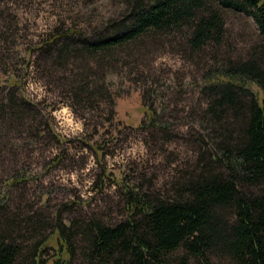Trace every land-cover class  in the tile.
<instances>
[{"label":"trees","instance_id":"trees-1","mask_svg":"<svg viewBox=\"0 0 264 264\" xmlns=\"http://www.w3.org/2000/svg\"><path fill=\"white\" fill-rule=\"evenodd\" d=\"M224 11L245 14L255 25L259 40L245 56L225 43ZM48 37L40 48L47 46L52 61L76 71L69 83L72 102L95 110L107 100L108 122L116 93L106 80H144L147 93L153 89L155 79L142 71L149 47L175 45L182 57L204 60L189 83L197 94L193 107L181 110L193 117L181 125L196 137L195 167L168 195L121 183L126 217L118 224L91 219L78 227L55 216L39 239V221L29 214L17 223L9 192L0 193V264H169L180 251L179 264H264V0H129L124 13L100 18L89 32L59 25ZM15 83L7 81L5 88L13 91ZM7 96L0 104V132L7 110L31 111L26 101L17 104L14 92ZM95 97L101 100L96 106ZM150 98L143 95L140 128L167 141L169 106ZM24 178L12 176L6 187Z\"/></svg>","mask_w":264,"mask_h":264},{"label":"rangeland","instance_id":"rangeland-1","mask_svg":"<svg viewBox=\"0 0 264 264\" xmlns=\"http://www.w3.org/2000/svg\"><path fill=\"white\" fill-rule=\"evenodd\" d=\"M128 2L0 0V104L6 105L8 92H14L17 104L23 100L31 105L30 112L9 109L5 115L6 126L0 132V193L9 192V212L17 223L29 214L39 221L36 239L49 233L55 216L78 227L91 219L118 224L126 217L121 183L168 195L195 167L196 137L186 135L189 129L181 125L193 117L187 119L181 110L193 107L197 94L189 83L199 77L204 60L182 57L175 45L165 50L149 47L144 57L149 65L142 71L147 73L145 79H155L149 81L153 89L147 93L144 80L132 83L122 76L106 80L108 91L116 93L114 116L108 122L107 100L100 103L95 97V106L100 103L95 110L92 104L72 102L69 83L76 71L65 61H52L47 46L40 48L55 27L68 25L89 32L100 18L124 13ZM223 17L225 43L234 55L245 56L259 40L252 19L233 11H224ZM95 70L98 80L97 66ZM13 80L16 86L8 91L5 85ZM145 93L155 105L169 106L167 141L163 134L140 128L145 121ZM21 175L25 181L6 187L8 178ZM180 257L182 251L169 264H179ZM189 264L200 263L190 259ZM214 264L228 263L216 259Z\"/></svg>","mask_w":264,"mask_h":264}]
</instances>
